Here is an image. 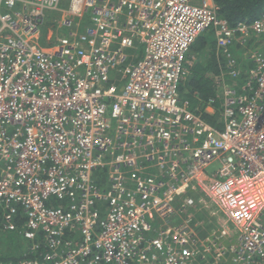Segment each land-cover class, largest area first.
I'll return each mask as SVG.
<instances>
[{"label":"built area","instance_id":"2783aa9c","mask_svg":"<svg viewBox=\"0 0 264 264\" xmlns=\"http://www.w3.org/2000/svg\"><path fill=\"white\" fill-rule=\"evenodd\" d=\"M64 3L0 0L1 225L33 254L6 264H264V14ZM214 25L221 128L180 92Z\"/></svg>","mask_w":264,"mask_h":264},{"label":"trees","instance_id":"16d2710c","mask_svg":"<svg viewBox=\"0 0 264 264\" xmlns=\"http://www.w3.org/2000/svg\"><path fill=\"white\" fill-rule=\"evenodd\" d=\"M218 7L219 15L226 19L230 25L237 24L239 22H252L256 18L264 14V0H215ZM213 42L210 49L211 54H205V60L195 64L192 74L181 85V97L188 98L194 107L204 108L203 105L207 103L210 98H216L215 106L216 112L210 114L204 112L205 118L211 122L222 127L220 119V103L217 94L214 78L219 72V62L221 59L216 56L217 42L214 35ZM201 44V48H205L206 40L204 38L197 40ZM240 44H237V48ZM203 53V51L201 52ZM206 58H208L206 60ZM248 69V68H247ZM246 69V70H247ZM211 71L212 75H207V72ZM205 106V105H204ZM1 210H0V262L11 263L24 257H30L28 242L24 240L18 232H11L6 234L1 229ZM23 248V249H22ZM23 251L20 254L21 250Z\"/></svg>","mask_w":264,"mask_h":264},{"label":"rangeland","instance_id":"374dc122","mask_svg":"<svg viewBox=\"0 0 264 264\" xmlns=\"http://www.w3.org/2000/svg\"><path fill=\"white\" fill-rule=\"evenodd\" d=\"M69 5V0H65V3L63 4L64 7H67ZM49 17L48 19L44 20L42 26H41V35L42 38L44 40H46L47 38H54V36L58 33L60 34V32L66 34L67 33V29H63L60 27V20H61V13L60 12H53L51 13V11L49 12ZM212 32L208 31L204 36L201 37L204 38L207 42L205 44V48L202 49L201 48V44L199 42L196 43L195 48H192L191 50V55L194 56L195 60H196V64L200 61L205 60V54L206 53H212L210 46L211 43L213 42V36H212ZM237 45L235 46V51L236 53H238L239 55H241V59H240V63L243 61L242 64V70H246L249 67V64L247 62H244L246 58L244 54V48L242 47V49H238L236 48ZM143 50V48H142ZM203 51V53H201ZM208 58H206L207 60ZM207 75H212L211 71L207 72ZM219 101V100H218ZM219 103L221 104V102L219 101ZM23 249V248H22ZM27 248L25 250H21L20 254L24 252H26Z\"/></svg>","mask_w":264,"mask_h":264},{"label":"clouds","instance_id":"9594fccd","mask_svg":"<svg viewBox=\"0 0 264 264\" xmlns=\"http://www.w3.org/2000/svg\"><path fill=\"white\" fill-rule=\"evenodd\" d=\"M215 4H216V1H215ZM216 8H217V15H218V17H219V20H223V21H227L226 19H224V18H222L220 15H219V13H218V7H217V5H216ZM228 22V21H227ZM234 25H236V24H234ZM216 26L214 25V26H212V27H210V28H208V29H206L205 31H203L198 37H197V39L195 40V42H193V44L191 45V47H190V51H189V55L191 56V57H194V56H192L191 55V50H192V48H195V45H196V43L198 42L197 40L199 39H201V37L202 36H204L208 31H211L212 32V34L214 35V37H215V40H216V42H217V39H216V35H215V31H216ZM141 50H142V48H141ZM143 51V50H142ZM141 54V53H140ZM216 56L218 57L219 55H218V49H217V53H216ZM219 58H220V56H219ZM221 59V61L219 62V71H220V68H221V66L223 65V63H224V59H222V58H220ZM241 59V58H240ZM245 60H247V59H245ZM243 62V61H242ZM245 62V61H244ZM219 73V72H218ZM1 210V209H0ZM1 213H2V210H1ZM1 218H2V216H1ZM1 229H2V231L3 232H5L6 234H10L11 232H6V231H4L3 230V228H2V225H1ZM15 232V231H14ZM19 233V232H18ZM20 234V233H19Z\"/></svg>","mask_w":264,"mask_h":264},{"label":"crops","instance_id":"0c3cea01","mask_svg":"<svg viewBox=\"0 0 264 264\" xmlns=\"http://www.w3.org/2000/svg\"><path fill=\"white\" fill-rule=\"evenodd\" d=\"M262 39H263V38H260V39H258L257 41H259V42H257V41H256V38H255V37H253L251 41H252V43H254L255 45H257L258 43H262V42H263V40H264V39H263V40H262ZM236 48H237V47H236ZM238 49H242V46H241V45H239V46H238ZM244 58H246V59H247V56L245 55V57H244ZM245 62H247L249 65H251V63H250V61H249L248 59H247V60H245Z\"/></svg>","mask_w":264,"mask_h":264}]
</instances>
